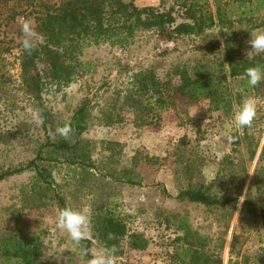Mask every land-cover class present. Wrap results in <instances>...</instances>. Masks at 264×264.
Returning a JSON list of instances; mask_svg holds the SVG:
<instances>
[{"label": "rangeland", "instance_id": "374dc122", "mask_svg": "<svg viewBox=\"0 0 264 264\" xmlns=\"http://www.w3.org/2000/svg\"><path fill=\"white\" fill-rule=\"evenodd\" d=\"M59 1L38 0L35 7L45 12ZM133 1L162 10L174 6L178 21L189 19L176 0ZM224 1L229 11L224 21L218 17L215 0L196 2L195 8L212 15L215 22L198 36L164 40L156 30L138 31L124 47L103 39L82 40L79 58L83 66L76 79L68 85L49 81L45 85V104L53 113V123L47 128L36 123L34 102L21 82L20 25L16 21L0 26V173L35 158L41 145L48 137L57 138L56 129L86 98L90 116L82 146L93 163L91 167L69 163L61 153L53 154L56 161L39 160L51 167L55 187L67 205L90 211V255L85 249L87 239L77 246L57 228L60 210L53 197L45 198V205L38 208L24 204L23 192L37 181L34 170L0 180V238L12 231L15 218L20 217L28 230L41 234L47 264H87L92 253L105 247L93 219L99 211L112 209L127 223L130 234L143 233L149 242L144 250L132 249L126 236L119 264H182L184 242L176 240L185 233L180 228L182 221L223 264H264V222L241 209L247 196L258 205L264 200V94L245 90L230 73V62L246 57L250 31L264 29V7L256 12L253 4L238 7ZM16 7L28 13L18 17H30L35 25V12L26 10L23 1ZM244 8L255 13L240 16ZM212 44H216L214 51L198 47ZM149 68L174 83H179L183 72L192 77L213 73L229 94L219 106L209 98L196 103L180 99L176 107L162 111L159 128L136 126L133 117L124 112L116 122L105 124L104 110L130 85L135 72ZM248 96L259 102L258 118L251 129L237 128L234 114ZM229 135L234 142H227ZM46 154L45 148L42 156ZM131 176L140 183H130ZM190 182L210 184L211 192L218 196L240 199L224 206H206L178 198L180 189Z\"/></svg>", "mask_w": 264, "mask_h": 264}, {"label": "trees", "instance_id": "16d2710c", "mask_svg": "<svg viewBox=\"0 0 264 264\" xmlns=\"http://www.w3.org/2000/svg\"><path fill=\"white\" fill-rule=\"evenodd\" d=\"M23 1L26 10L35 12L36 30L45 36V42L39 44L32 55H28L20 45V78L26 94L33 100L36 111L39 110L44 118L43 128L53 123L52 110L45 104L44 88L47 82L58 85H68L80 74L83 62L79 56L81 53V41L85 39H103L112 46L124 47L129 45L138 31L156 30L164 40H172L185 35L198 36L206 28L215 24L212 15L195 8L199 0H176V4L184 7L189 19L178 21L174 15V6L168 10H162L154 5H137L133 0H60L46 8L45 12L36 10L38 0H0V26L9 25L17 21L18 15L26 11L19 10L16 4ZM238 7L255 5L256 12L264 7V0H230ZM227 1L215 0L218 8V17L221 21L229 17V11L224 4ZM202 9V8H201ZM252 12L244 8L240 16ZM25 16L28 13H24ZM199 49L214 51L216 44L205 47L199 45ZM234 59L233 56H229ZM257 63L264 64V54L254 58H238L230 62V73L240 79L241 85L247 91L264 94V82L258 87L251 88L248 85L245 70ZM223 70V69H222ZM224 78L226 76L224 75ZM130 85L120 92L117 99L104 112V123L112 124L124 114L133 117L136 126L160 127L162 111L176 107L178 100H189L196 103L204 98L212 99L218 103L226 101L229 92L221 86V79L213 73H207L192 77L183 72L179 83L160 78L154 69L149 68L135 72L132 75ZM90 100L84 99L75 109L68 121L73 127V142L66 141L59 135L56 139H50L41 145L37 156L23 165L8 168L0 173V180L7 176L22 173L27 170L36 172V182H33L27 192H23L26 206L38 208L45 205V198L53 197L59 210L67 205L65 197L57 191L55 179L51 167L41 164L39 160H58L54 153L63 154L67 162H79L83 167H91V156L83 146L82 133L86 129V120L90 116ZM120 109L118 112H115ZM62 123L61 126H63ZM46 148L48 155L42 156ZM186 171H190L191 165L187 162ZM130 183H140L139 179L128 177ZM167 194H169L167 192ZM178 198L197 202L206 206H224L237 202L240 198L234 195L218 196L211 192V185L202 182H190L180 189ZM242 212L252 217L260 216L264 222V200L258 205L252 197L247 196L242 201ZM97 236L104 246L116 244L123 247L121 242L129 236V245L132 249L144 250L149 246L143 233H129L127 223L112 209L99 211L93 219ZM15 227L10 233L0 238V264H47L43 259L41 234L28 230L15 218ZM180 228L185 231L176 240L183 241L181 247L183 256L182 264H223L220 256L213 258V253L204 248L205 242L187 227L186 221H182ZM113 233L117 237L109 240L108 234ZM86 240V239H85ZM85 249L90 255V241L87 239ZM187 244V246H185ZM185 246V247H184ZM182 253V252H181ZM230 264H238L231 261Z\"/></svg>", "mask_w": 264, "mask_h": 264}, {"label": "clouds", "instance_id": "9594fccd", "mask_svg": "<svg viewBox=\"0 0 264 264\" xmlns=\"http://www.w3.org/2000/svg\"><path fill=\"white\" fill-rule=\"evenodd\" d=\"M17 22L20 25L23 39L21 41L22 48L25 53L32 55L39 44L45 42L44 34L38 32L34 26V21L30 17H18ZM248 46L245 52L246 58H254L264 54V29L250 31L249 39L246 41ZM222 49V48H221ZM245 76L249 87H258L264 82V64L257 63L245 70ZM260 105L256 97H246L239 109L234 114V123L237 128L253 127L254 121L258 118ZM36 123L42 125L44 118L40 111L36 113ZM73 127L71 121H66L63 126L56 129V133L66 141L73 142ZM234 137L229 135L226 137L227 142H234ZM58 229L65 231L71 241L77 246L89 237L91 228V213L87 208H74L70 205L60 209L56 221ZM109 240H115L117 237L113 233L108 234ZM120 247L116 244L105 246L100 250L92 253L87 264H119Z\"/></svg>", "mask_w": 264, "mask_h": 264}]
</instances>
